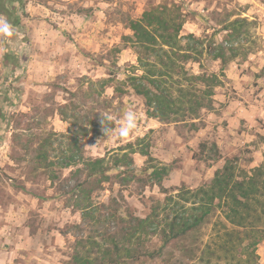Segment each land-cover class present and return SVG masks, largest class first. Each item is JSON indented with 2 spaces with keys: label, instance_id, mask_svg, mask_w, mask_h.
Returning a JSON list of instances; mask_svg holds the SVG:
<instances>
[{
  "label": "rangeland",
  "instance_id": "rangeland-1",
  "mask_svg": "<svg viewBox=\"0 0 264 264\" xmlns=\"http://www.w3.org/2000/svg\"><path fill=\"white\" fill-rule=\"evenodd\" d=\"M163 4L203 17L185 23L184 45L190 34L207 45L213 33L220 31L215 44L236 52L227 51L225 63L205 52L201 62L185 66L189 76L218 75L213 110H201L197 119L162 123L148 117L144 99L133 90L116 96L114 87H108L105 96L112 102L108 113L116 127L108 138H87L86 156L111 160L128 153L140 174L149 165L140 150L149 149L155 163L175 167L163 182L173 196L182 187L195 190L209 184L228 159L237 158L238 172L248 175L264 163V0H27L20 26L7 25L6 18L0 17V116H6L5 120L0 117V264H67L75 238L66 233L81 222V213L72 209L68 196L60 195L44 176L29 181L28 165L12 160L15 129L44 122L49 116V128L66 133L69 125L51 114L58 104L66 103L67 92L109 78L111 70L116 72L117 84L138 69L135 48L124 40L133 33L122 21L123 15L139 19L146 9ZM235 19H245L247 26L243 35L230 38V31L222 28ZM116 47L118 53L113 51ZM6 52L19 58L16 71L4 67ZM128 111L136 116L135 127L121 138L117 130ZM203 143L209 147L216 143L221 159L194 158ZM105 187L94 195L95 202L107 203L121 192L130 211L143 218L166 197L159 186L143 188L140 182L125 188L115 182ZM223 210L225 205L199 232L145 264H229L201 255L226 228L233 227ZM160 245L158 238L148 244L150 250ZM256 254L257 262L264 264V241Z\"/></svg>",
  "mask_w": 264,
  "mask_h": 264
},
{
  "label": "trees",
  "instance_id": "trees-1",
  "mask_svg": "<svg viewBox=\"0 0 264 264\" xmlns=\"http://www.w3.org/2000/svg\"><path fill=\"white\" fill-rule=\"evenodd\" d=\"M26 1L0 0V17L6 18L7 25L22 24L20 14L26 15ZM197 17L201 14L184 13L168 4L146 9L139 19L124 14L122 21L133 33L124 40L135 48L138 69L117 84L116 72L111 70L109 78L90 82L86 89L67 92L66 103L58 104L51 114L59 115L69 125L66 133L49 128V116L44 122L15 129L12 160L28 165L29 181L46 177L60 195L68 196L72 209L81 213V222L66 233L75 238L67 264H145L162 258L169 246L199 232L224 205L225 219L233 227L226 228L218 242L212 243L214 247L208 244V251L201 255L210 254L229 264L233 261L259 264L256 253L264 241V163L248 175L244 170L238 172L237 158L228 159L209 184L195 190L182 187L173 196L164 189L163 182L175 167L155 163L149 149L140 150L149 163L140 174L128 153L111 160L86 156L87 138H108L116 127V120L108 113L112 105L105 96L108 87H114L116 96L133 90L144 99L148 117L162 123L197 119L201 110H213L214 89L220 84L218 75L189 76L185 66L201 62L205 52L223 63L227 51L236 52L215 44L220 31L213 33L207 45L194 34L188 35L189 42L184 45V25ZM246 26L245 19H235L224 25L222 31H230V38H237L243 35ZM113 51L120 50L116 47ZM19 63L12 52L4 54L5 68L16 71ZM139 70L143 73H137ZM209 152L213 156L204 157ZM194 158L216 161L221 155L216 143L211 147L203 143L201 152ZM66 171H69L67 176ZM116 171L118 174H111ZM114 182L123 188L132 182H140L143 188L157 185L166 194L164 203L154 204L150 214L143 218L130 211L121 192L107 203L95 202L94 195L105 190L106 183ZM154 238L161 245L150 250L148 244Z\"/></svg>",
  "mask_w": 264,
  "mask_h": 264
},
{
  "label": "clouds",
  "instance_id": "clouds-1",
  "mask_svg": "<svg viewBox=\"0 0 264 264\" xmlns=\"http://www.w3.org/2000/svg\"><path fill=\"white\" fill-rule=\"evenodd\" d=\"M136 116L131 111L125 112L121 121V126L117 130L119 137H127L135 127Z\"/></svg>",
  "mask_w": 264,
  "mask_h": 264
}]
</instances>
